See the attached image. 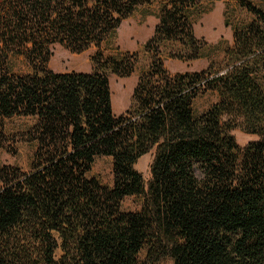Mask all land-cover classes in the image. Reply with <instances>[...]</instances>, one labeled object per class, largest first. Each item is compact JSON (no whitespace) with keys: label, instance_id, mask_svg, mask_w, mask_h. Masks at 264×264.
<instances>
[{"label":"trees","instance_id":"1","mask_svg":"<svg viewBox=\"0 0 264 264\" xmlns=\"http://www.w3.org/2000/svg\"><path fill=\"white\" fill-rule=\"evenodd\" d=\"M216 1L0 0V148L3 120L35 121L22 136L35 146L30 170L0 168V264H264V0H236L252 19L226 18L233 45L223 63L207 55L221 44L193 27ZM152 6L151 64L125 113L113 112L109 77L135 74L138 53L99 51L89 73L49 68L54 46L101 50ZM15 58L27 72L12 71ZM202 59L200 72L164 65ZM208 92L218 102L195 115ZM236 128L258 139L241 147ZM152 150L146 186L135 164ZM99 157L113 160L112 188L87 177ZM133 196L141 210L122 212Z\"/></svg>","mask_w":264,"mask_h":264},{"label":"rangeland","instance_id":"2","mask_svg":"<svg viewBox=\"0 0 264 264\" xmlns=\"http://www.w3.org/2000/svg\"><path fill=\"white\" fill-rule=\"evenodd\" d=\"M262 8L259 0H247ZM226 18L231 25L248 23L252 16L246 9L242 8L236 0H219L214 3L206 2L202 8L201 16L193 19L195 35L210 45L221 44L219 51L214 56L217 63H223V50L226 46L233 45V32L231 26L226 25ZM158 24V7H146L140 9L132 18L126 20L118 30L117 37L104 45L101 50L91 48L82 54H73L63 47L56 45L53 49V57L49 68L57 73L92 71V58L100 51L105 57H114L121 52L138 53L139 65L135 74L129 78H119L111 75L110 88L112 93V105L115 115L125 113L131 105L133 91L137 85L140 73L147 70L151 64V57L145 52L144 45L151 39ZM14 73H25L28 68L26 63L15 58L11 62ZM166 69L172 73H193L206 70L208 60L202 59L196 62H181L165 60ZM264 85V76L260 79ZM219 100L218 94L208 92L201 95L193 103L195 115L199 116L208 111ZM35 124V121L27 118H13L2 121L4 131V148H0V168L4 166L17 167L23 172L30 170L35 146L22 141L23 134ZM237 144L246 146L258 138L246 134L240 128L231 132ZM154 160V150L141 157L135 164V170L139 172L147 186L151 179V165ZM89 179H95L100 185L112 188L114 185L113 160L110 157H99L96 159L91 172L87 175ZM143 205L142 197H127L121 204L122 212H138ZM61 252H57V257ZM159 264H173L171 259L164 260Z\"/></svg>","mask_w":264,"mask_h":264}]
</instances>
